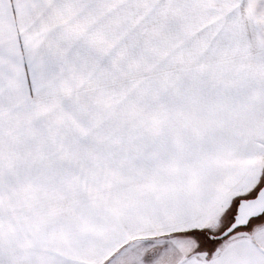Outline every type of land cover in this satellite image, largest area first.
I'll list each match as a JSON object with an SVG mask.
<instances>
[{
  "label": "snow or ice",
  "instance_id": "obj_1",
  "mask_svg": "<svg viewBox=\"0 0 264 264\" xmlns=\"http://www.w3.org/2000/svg\"><path fill=\"white\" fill-rule=\"evenodd\" d=\"M0 264H264V0H0Z\"/></svg>",
  "mask_w": 264,
  "mask_h": 264
}]
</instances>
